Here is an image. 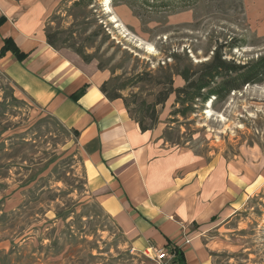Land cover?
I'll return each mask as SVG.
<instances>
[{
	"label": "rangeland",
	"instance_id": "1",
	"mask_svg": "<svg viewBox=\"0 0 264 264\" xmlns=\"http://www.w3.org/2000/svg\"><path fill=\"white\" fill-rule=\"evenodd\" d=\"M44 31L150 124L151 104L185 84L176 70L196 76L216 48L237 63L264 54V0H58ZM175 96L155 105L154 128L229 200L205 233L212 264H264V80L189 107ZM142 251L89 190L78 134L0 63V264H153Z\"/></svg>",
	"mask_w": 264,
	"mask_h": 264
},
{
	"label": "crops",
	"instance_id": "2",
	"mask_svg": "<svg viewBox=\"0 0 264 264\" xmlns=\"http://www.w3.org/2000/svg\"><path fill=\"white\" fill-rule=\"evenodd\" d=\"M57 3L0 0V49L11 37L27 53L21 61L10 51L0 56L4 71L65 127L78 131L87 186L133 249L170 242L182 249L186 264H212L204 237L228 198L217 190L212 195L211 171L202 178L206 167L167 144L162 128L142 131L121 98L102 93L105 72L88 71L47 43L44 21ZM233 213L228 210L224 220Z\"/></svg>",
	"mask_w": 264,
	"mask_h": 264
},
{
	"label": "trees",
	"instance_id": "3",
	"mask_svg": "<svg viewBox=\"0 0 264 264\" xmlns=\"http://www.w3.org/2000/svg\"><path fill=\"white\" fill-rule=\"evenodd\" d=\"M1 20V19H0ZM47 43L55 48L54 41L50 34H46ZM7 51L18 61L23 60L27 53L22 51L12 40L11 37L3 39V45L0 49V56H3ZM176 74L182 77L185 84L182 86L168 88L167 92L159 98L156 102L151 104L152 114H150V124H146L143 119H134L142 131L149 130L155 127L157 123V117L155 116V105L163 104L171 93H175L176 103L186 104L187 107L189 102H193L195 99H200L201 102H205L210 99L211 96L216 98L225 97L230 91L240 89L243 84L251 82H261L264 80V54L259 56L256 60L250 63H240L232 60L223 58L219 49L213 51L212 56L205 62L200 63V70L196 76L190 72L188 67L176 70ZM219 79V80H218ZM105 80L100 85V90L108 99L121 98L127 109L122 96L114 90H108L106 87ZM86 87V86H85ZM85 87L82 88L73 98H77L81 93L84 92ZM128 111V109H127ZM129 113V111H128ZM183 113H185L183 111ZM76 134L78 131L73 129ZM214 219V217H212ZM167 247L173 253V264H186L184 253L178 246L172 245L170 242L167 243Z\"/></svg>",
	"mask_w": 264,
	"mask_h": 264
},
{
	"label": "built area",
	"instance_id": "4",
	"mask_svg": "<svg viewBox=\"0 0 264 264\" xmlns=\"http://www.w3.org/2000/svg\"><path fill=\"white\" fill-rule=\"evenodd\" d=\"M153 260V264H173V253L168 247H147L142 251Z\"/></svg>",
	"mask_w": 264,
	"mask_h": 264
},
{
	"label": "bare ground",
	"instance_id": "5",
	"mask_svg": "<svg viewBox=\"0 0 264 264\" xmlns=\"http://www.w3.org/2000/svg\"><path fill=\"white\" fill-rule=\"evenodd\" d=\"M112 21L114 22H118L116 19H115V16H112ZM209 114H210V111H207Z\"/></svg>",
	"mask_w": 264,
	"mask_h": 264
}]
</instances>
